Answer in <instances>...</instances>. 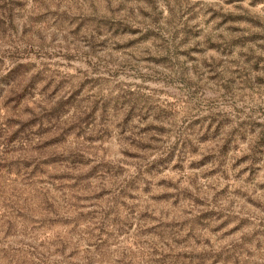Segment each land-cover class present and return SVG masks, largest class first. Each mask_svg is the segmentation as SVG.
Wrapping results in <instances>:
<instances>
[{
  "label": "rangeland",
  "instance_id": "374dc122",
  "mask_svg": "<svg viewBox=\"0 0 264 264\" xmlns=\"http://www.w3.org/2000/svg\"><path fill=\"white\" fill-rule=\"evenodd\" d=\"M0 264H264V0H0Z\"/></svg>",
  "mask_w": 264,
  "mask_h": 264
}]
</instances>
